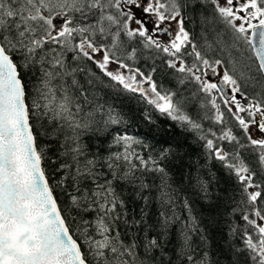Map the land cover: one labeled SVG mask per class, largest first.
Returning a JSON list of instances; mask_svg holds the SVG:
<instances>
[{"label": "snow or ice", "instance_id": "6c2138e0", "mask_svg": "<svg viewBox=\"0 0 264 264\" xmlns=\"http://www.w3.org/2000/svg\"><path fill=\"white\" fill-rule=\"evenodd\" d=\"M0 264H264V0H0Z\"/></svg>", "mask_w": 264, "mask_h": 264}, {"label": "trees", "instance_id": "16d2710c", "mask_svg": "<svg viewBox=\"0 0 264 264\" xmlns=\"http://www.w3.org/2000/svg\"><path fill=\"white\" fill-rule=\"evenodd\" d=\"M127 103H129V102L126 101V104H127ZM131 107H133V109L136 110V111L138 112V110H139V106H137V105L135 104V102H131Z\"/></svg>", "mask_w": 264, "mask_h": 264}]
</instances>
